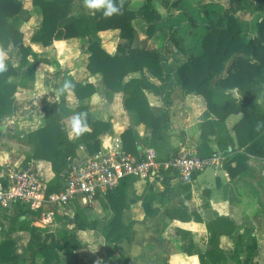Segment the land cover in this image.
<instances>
[{
    "label": "trees",
    "instance_id": "16d2710c",
    "mask_svg": "<svg viewBox=\"0 0 264 264\" xmlns=\"http://www.w3.org/2000/svg\"><path fill=\"white\" fill-rule=\"evenodd\" d=\"M252 1V6L246 0H229L227 7L203 5L193 8V13L186 17L164 20L168 37L173 35L171 40L186 56L174 73L183 95H198L205 101L206 109L199 123V141L204 144L213 138L220 151L231 148L230 152L225 153L224 162L231 179L250 174V158L264 159V0ZM72 2L33 0V5L42 16V23L31 40L49 46L57 40L90 36L92 41L87 47L90 54L87 70L92 75L99 74L103 86L109 92L124 95V108L134 113L150 133L146 147L156 150L158 161L167 160L166 121L154 112L145 96V90L158 92V88L147 80L144 70L160 82H166L170 77L164 72L163 57L157 50L133 45L135 31L132 26V20L140 13L147 24L145 34L151 38L161 31V14L153 7L151 0H145L139 10L131 9V0H113L121 8L118 14L104 16L103 9H100L94 10L90 19L81 16L66 22ZM181 2L166 0L163 5L177 7ZM23 6V0H0V50L7 52L11 47L20 50L18 65L13 66L6 59L7 71L0 73V123L2 118L12 112L16 90L25 87L35 77L37 61L28 60L31 51L22 43L20 25L28 20ZM239 10L259 14L251 24L253 36L247 40L242 35L241 21L236 16ZM183 22L192 28V34L194 29H199L193 46L183 47L184 38L177 39L174 36ZM107 30L119 31L120 42L113 56L101 47L99 33ZM71 82L74 85L71 90L79 100L95 92L90 83ZM77 112L87 113L89 130L75 140L68 138L65 123L55 106L49 109L45 125L31 131L26 137L27 143L34 146V152L26 156L25 160L50 163L53 173L48 186L50 192L59 188L60 174L68 161L75 158L77 147L84 144L89 155L95 154L99 150V136L110 129L109 123L93 118L86 106H79ZM239 114L240 119L228 129L226 120L231 115ZM121 140L126 153L138 154L137 136L132 129L124 131ZM162 173L176 178L170 170ZM126 179H122L117 187L99 199L102 209L111 213L100 230L106 243L112 240L119 243L123 240L128 243L133 241L132 224L122 221L123 212L128 208ZM76 209V231L96 230L97 223L87 221L80 206L77 205ZM170 214L167 212V215ZM20 217V213L11 216L10 225L0 240V264H70L77 261L74 252L83 245L75 231H65L57 238L52 231L36 228L27 244L28 255H21L16 242L9 237L15 223H20V229L28 223ZM194 220L201 222L197 215H194ZM206 229L210 248L199 255V264H224L228 259L233 264L254 263L259 245L250 231L243 229L240 233V228L234 226L230 219L221 216L206 222ZM222 235L233 240L232 253L219 248ZM192 245L190 239L189 246Z\"/></svg>",
    "mask_w": 264,
    "mask_h": 264
},
{
    "label": "crops",
    "instance_id": "0c3cea01",
    "mask_svg": "<svg viewBox=\"0 0 264 264\" xmlns=\"http://www.w3.org/2000/svg\"><path fill=\"white\" fill-rule=\"evenodd\" d=\"M23 5L28 20L22 23L25 24L24 30L20 28L23 33L22 43L31 51L28 60L33 62L36 59L37 65L34 80L16 90L11 114L1 119L0 138L1 129H8L10 138H20L22 146L13 143L0 149V155H5L0 156V171L5 166L31 163L45 179L53 178L49 162L25 160L26 156H31L34 152V146L27 143L26 137L31 131L45 125L48 111L52 106L58 110L66 128L69 126L68 118L76 113L81 105L88 108L93 118L109 123L110 129L99 136V149L110 143L111 136L121 138V134L128 129L136 133L137 150L140 145L147 146L146 141L150 133L134 113L124 108V95L109 92L103 86L101 76L92 75L87 70L90 55L87 47L92 38L85 35L57 40L49 46L33 42L31 38L40 28L42 16L39 9L33 5V0H23ZM92 13L93 11L85 7L84 0H73L70 14L65 21L81 16L90 19ZM132 26L135 31L134 46L157 50L171 64L170 70L164 71L170 77L166 82H160L144 70L147 80L158 88V92L145 90V96L154 112L166 121L165 152L170 156L180 149H186L196 151L199 155H207L219 150L213 138L204 144L199 141V123L206 109L205 101L198 95H183L174 76L180 65L177 64L179 63L177 56H174V47L170 48L167 41L162 48L157 46L159 41H156L155 36L160 31L148 38L145 34L147 24L140 13L132 20ZM159 28L165 29L163 22L159 24ZM99 37L102 49L111 56L115 55L120 42L119 31L100 32ZM6 53V59L16 67L20 58L19 48L11 47ZM66 79L75 83H90L94 86L95 92L83 100H79L71 89L58 93ZM239 116L241 115H231L228 118L231 119V125H228V119L226 120L228 129L235 124L234 119L235 121L240 119ZM10 138L4 141L11 143ZM14 153L23 156L15 161H8L7 156ZM76 154L79 157L88 154L84 144L77 147ZM224 165L223 163L217 169L211 168L198 173L190 184H183L177 177L170 178L163 173L153 181L127 178L125 195L128 208L123 212L122 221L124 224H132L133 241L130 243L124 240L120 243L117 240L106 243L98 230L76 231L74 223L76 211H66L69 222L74 226L71 231L76 232L83 245L74 252L77 261L70 264H123L124 259L126 260L124 264H199V255L210 248L206 222L221 216L230 219L235 225L241 224L240 219L246 210L242 207L240 199L241 183L246 181L248 188L255 190L256 197L258 199L260 197L264 202L262 190L264 183L260 182V174L264 171V159L250 158L248 161L250 174L235 179L229 177ZM98 203L100 200L81 208L93 207ZM167 212L171 214L167 215ZM194 215L199 216L201 222L195 221ZM251 217L250 222L254 229L251 235L256 238L259 245L261 239H264V218ZM26 220L34 226L31 221ZM242 231L240 228V233ZM190 239L192 247L189 246ZM233 246V240L229 236H220L219 248L229 251Z\"/></svg>",
    "mask_w": 264,
    "mask_h": 264
},
{
    "label": "built area",
    "instance_id": "2783aa9c",
    "mask_svg": "<svg viewBox=\"0 0 264 264\" xmlns=\"http://www.w3.org/2000/svg\"><path fill=\"white\" fill-rule=\"evenodd\" d=\"M138 154L126 153L119 136H111L93 155L70 159L60 174L57 191H49L45 179L31 163L5 166L0 171V240L10 216L20 213L35 227L47 229L62 210L92 205L113 190L124 178L153 181L165 170L173 172L183 184H190L195 175L207 169H217L225 162V153L214 150L207 155L180 149L165 161L157 160V152L140 145ZM264 174V171L262 172Z\"/></svg>",
    "mask_w": 264,
    "mask_h": 264
},
{
    "label": "rangeland",
    "instance_id": "374dc122",
    "mask_svg": "<svg viewBox=\"0 0 264 264\" xmlns=\"http://www.w3.org/2000/svg\"><path fill=\"white\" fill-rule=\"evenodd\" d=\"M144 1L145 0H131V4H130L131 9L139 10ZM165 1L166 0H151L153 7L161 14L163 23H164V20H166L167 18L174 19L177 17H186L189 13H193L192 11L193 8L197 9L200 6L210 5V4L227 7L228 2H229V0H168L169 2H173V1H182V2L177 7H173L171 5H167L166 7L163 5ZM246 1L251 6L254 4L252 0H246ZM258 15H259L258 13H251L247 10L246 11L239 10L236 13V16L241 21L242 35L244 39L247 40L253 36L252 30H251V24L254 20L257 19ZM20 28H23L24 30L25 24L21 23ZM191 30L192 28H190L186 24V22L181 23L180 27L176 29L174 36L177 39H179L180 37L184 38L185 42L183 44L184 45L183 47L193 46V44L195 43V40L197 39L199 35L198 28L196 30L194 29L193 34L191 33ZM165 32L166 31L161 30L160 32L156 34L155 36L156 41L157 40L159 41V44L157 46L162 48V45L164 44V42L166 43L167 41L170 48L174 47L175 49L174 56H177L179 60V63L177 64H181L186 59V56L182 51L179 50L178 46H176L174 42L171 40L173 35L167 38V34ZM12 51H13V48L11 49V52ZM163 63H165L166 65V68H164L165 69L164 71H169L170 70L169 65L171 64H169L168 60L165 59L164 57H163ZM240 117L241 116H239V118ZM230 120L231 119H228V125H231ZM233 121L234 123L237 122L235 121V119ZM1 135L2 137L0 138V147H1L0 149L4 148L7 145H12L13 143L15 145L18 144L19 147L22 146L21 141H19L20 138H12V139L10 138L8 134V129H4V128L1 129ZM5 135H7V137ZM9 138H10L11 143H7L4 141V140H8ZM0 156L4 157L5 155H0ZM22 156L21 154L18 155V153H14L13 155H8L7 158H8V161H15V159L22 158ZM260 177H261L260 182L264 183V174L263 173L260 174ZM245 182L240 184V188H242V193H241L242 196H240V199L242 202V207L246 209L245 215L243 216V218L240 219L241 224L239 225L234 224V226L240 227L241 229H247L252 234L254 229L250 222L251 221L250 219L252 218L251 216H258V217L264 218V202L260 197L259 199L256 197L257 192L255 193V190L252 191L251 189H249L248 188L249 185H246ZM252 189L254 188L252 187ZM262 190L264 191V185H262ZM101 202L98 203V205L95 204L93 207L91 206V207L82 209V214L87 219V221H91V222L95 221L97 223L96 230L98 231L101 230L102 226L107 222L109 218V212H106V210H103L102 207H100ZM72 209H73V212L77 210L74 207H72ZM12 215L13 214H8V216H10L9 217L10 220L7 219V223L4 224L6 229L10 225V221L12 220L11 218ZM68 219L69 218L66 215V210L59 211V213L56 215L54 224L50 226L49 228H47V230L52 231L57 238L60 237L65 231L70 232L71 229L74 228V226H72V224L69 222ZM34 229H36V227L32 226L30 222L26 223L23 229H20V223L17 222L15 223L13 231L10 233L9 237L12 238L16 242L18 252L23 256L28 255L27 244L31 238V233H34L36 231V230L33 231ZM101 236L103 237L102 233H101ZM261 240L262 242H260L259 244L258 254L255 257L253 264H264V239H261ZM232 250L225 251V252L232 253ZM240 256L242 257L243 254H241ZM115 260H118V259H115ZM224 264H233V262L228 259L227 262H225Z\"/></svg>",
    "mask_w": 264,
    "mask_h": 264
},
{
    "label": "clouds",
    "instance_id": "9594fccd",
    "mask_svg": "<svg viewBox=\"0 0 264 264\" xmlns=\"http://www.w3.org/2000/svg\"><path fill=\"white\" fill-rule=\"evenodd\" d=\"M85 7L90 11L103 9L104 16H112L118 14L121 8L113 2V0H84ZM7 53L0 50V73L7 71L6 63ZM74 85L70 80H65L58 89V93H63L65 90L72 89ZM69 126L66 128V134L69 139H73L85 133L88 130L87 113L76 112L69 118Z\"/></svg>",
    "mask_w": 264,
    "mask_h": 264
},
{
    "label": "water",
    "instance_id": "95a60500",
    "mask_svg": "<svg viewBox=\"0 0 264 264\" xmlns=\"http://www.w3.org/2000/svg\"><path fill=\"white\" fill-rule=\"evenodd\" d=\"M236 93H237V94H240V92H239V91H237Z\"/></svg>",
    "mask_w": 264,
    "mask_h": 264
}]
</instances>
